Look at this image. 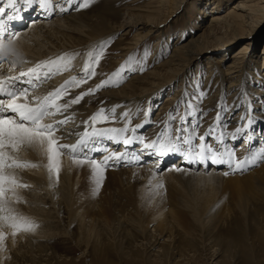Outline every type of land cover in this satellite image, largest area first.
Instances as JSON below:
<instances>
[{"label": "rangeland", "instance_id": "obj_1", "mask_svg": "<svg viewBox=\"0 0 264 264\" xmlns=\"http://www.w3.org/2000/svg\"><path fill=\"white\" fill-rule=\"evenodd\" d=\"M113 1L115 0H95V3L88 8L71 10L60 15L62 17L72 12H88V16L93 18L95 13L110 6L108 10L112 11V16H109L111 22L124 26L122 30L108 31L106 40L111 38V42L101 64L96 68L97 76L88 83L73 88L71 96L66 97L67 99L95 88L113 72L118 71L120 66L127 67L130 56L133 58L131 62L133 70L127 72L119 86H111L108 89H121L128 82L134 81L131 76L136 72L145 76L150 71L160 70V64L171 57L174 45L179 41H187L207 24L210 15L214 13L211 10L212 2L216 0L185 1L178 9L171 11L157 23L148 25L155 27V30L143 38L136 36L135 32L138 29L134 27L125 34L129 30V27L125 26L138 20H147L138 13L143 9H156L160 1L118 0L111 5ZM233 2L235 0H221L224 5L223 10ZM58 13L59 11L55 17H60ZM156 43H158L157 50ZM243 43H236L231 47L224 66L220 68H227L226 62H229V57ZM60 48L72 49V47ZM84 54L85 50L77 54V58H83ZM206 60L204 57L200 62L193 61L185 66L184 70L178 71L169 83L163 79L159 80L164 83L162 88L149 100L140 102L141 106L133 117L132 124L133 127L144 125L138 130L140 135L145 137V141L153 140L162 131L173 109L179 108V112L174 113L179 118L185 111L183 101L192 98L201 89L206 91L207 95L202 103L196 101L205 112L199 134H203L209 125L214 123L218 102L226 103L229 109L226 114L222 113L229 121L225 134L232 130L231 120L245 106L243 104L246 98L243 97L240 103H236L240 99L232 96L235 90L232 92L229 89L231 79L227 78L222 82L223 87H221L219 79L215 80V76H208L209 71L207 67L205 69ZM198 62L201 69H204L202 73L197 70ZM221 88L223 93L220 92ZM103 90L85 97V100L91 99L92 102L83 100L75 106H86L87 110L94 108V113L97 112L103 106L104 100L109 97V94L104 93ZM136 95H132L131 98ZM169 95L173 96V100H166ZM121 97L122 95L116 96L119 101L125 99ZM252 101L260 105L256 106V104L247 115L253 116L260 112V118L264 120V101L259 98H254ZM149 108L153 114L150 118H146L145 112ZM115 122L106 124L114 125ZM175 126L174 124L173 128ZM256 129L257 127L255 131ZM218 132L219 128L216 134ZM257 137L261 136L258 134ZM244 138L234 143L228 142V147H235L236 152V148L242 144ZM259 141V139L255 141L253 152L257 150ZM236 156L241 158L237 152ZM17 161L37 165V167L20 168L23 171L29 168H42L46 164L41 159ZM263 164L264 162L252 169H259ZM167 168L168 165L157 172L158 175L161 174L160 177L141 172L131 176L127 173H112L106 170L103 186L98 194H93L95 183L92 178V166L72 167L65 180L67 188L65 187L64 192L67 191V197L63 196L60 204L51 202L50 196H46L47 190L40 191L41 193L38 190L36 193L44 197L45 204L42 207L46 209V215L40 217L34 214L33 209L27 210L28 212L19 211V217H27L38 223L41 229L45 228L46 232L43 230L42 233L44 236L40 234L38 237L36 232L18 231L22 235L31 236L34 245L21 250L17 242L16 249L3 250L5 253L3 259H6L3 263L264 264V176L257 180L256 177L249 176L247 170L235 173L246 175L241 181L226 178L203 179L189 174H173L168 172ZM161 182L163 187L157 188ZM22 190L36 191L19 188L17 189L19 197ZM193 196L201 198V206L206 210L203 215H199V218L195 217L191 209L185 207L186 202H191ZM21 201L20 199L19 202ZM28 202L30 203L27 204L28 206L35 204L31 199ZM22 237L26 238L24 235Z\"/></svg>", "mask_w": 264, "mask_h": 264}, {"label": "bare ground", "instance_id": "obj_2", "mask_svg": "<svg viewBox=\"0 0 264 264\" xmlns=\"http://www.w3.org/2000/svg\"><path fill=\"white\" fill-rule=\"evenodd\" d=\"M116 1L118 0L111 2V5H114L113 3ZM159 1L160 3L156 9H143V11L140 12L141 14L138 13V15L143 16L147 20H138L135 23L127 24L125 27H129V30H127L125 34H128L134 27L135 29H138L135 32L136 36L139 35V37L142 38L147 37L152 30H155V27L148 25L157 23L164 16L171 13V11L178 9L187 0ZM5 2L6 0H0V5ZM59 3L64 5V0H59ZM212 3L211 10H213L214 13L210 15V19L207 21V24H205V26H203L197 34L189 37L187 41H179L176 45H174L172 54L170 55L171 57L160 64V70L150 71L145 76H141L136 72L131 76L134 81L128 82L118 90L108 89V87L104 88L103 92L109 94V97L108 99L106 98L107 100H104L102 107L109 110L113 107L116 109V122L113 126L109 127L120 128L127 124L129 130H131L133 127V117L136 116L138 112L137 110L141 106L140 102L149 100L150 97L154 96V94L162 88L161 86L164 83L159 80L163 79L166 83H169L178 71L180 72L184 70L185 66L187 67L193 61L200 62V59L204 57L207 59L205 61L207 64L205 69L207 67V71H209L208 76H215V80L219 79L221 87H223L222 82H225L227 78H230L231 81L229 89L232 90V92L235 90L232 96H236L237 99H240L239 101L237 100L236 103H240L243 100V97L246 98L244 101L245 104H243L245 106H243L237 116L231 120L232 123L230 124V128H232V130L239 124L244 123L242 118L245 117L246 110L247 113L251 112L256 104V106L260 105L259 103L255 104V102L252 101L254 98H259L261 101H264V0H235V2L230 4V6L225 10H223L224 5H222L221 0H216ZM108 8L111 7L108 6L101 12L95 13L93 18L88 16V12H72L71 14H67L62 17L60 15L64 13L59 12L58 15L60 17H55V15H57L56 11L53 15L48 16L38 10V8L22 12V20L8 22L7 25L8 33H15L19 38L12 41H8L7 39L4 40L5 44H8L9 47L16 49L18 55L10 57L4 62H0V76L15 75V73L22 71V68L26 71L29 67H33L39 61L56 58L61 54H68L70 56H75V59L72 60L70 70L55 75L53 77L55 80L51 81L52 84L51 82H48V84L46 82L43 83L31 93V96L42 97L49 91L59 87L66 80H70L72 77H77L79 79L80 73L83 72L84 64L88 60L87 53L106 40L108 37V31L113 29H124L122 24L116 25L111 22V18H109V16H112V11L108 10ZM240 42L244 43L240 44L229 57V62H226L227 68H220L222 65L224 66V61L227 60L226 57L230 52L231 47ZM60 47H72V49L66 50L61 49ZM157 47L158 43H156V50ZM84 50L85 54L83 55V58H77V54H80V52L82 53ZM13 61L15 62L14 69H12ZM199 62L197 64V70H200V73H202L204 69H201ZM181 66L183 67L181 68ZM254 68L255 71H253ZM220 92L223 93L222 88L220 89ZM134 94L137 95L132 99L131 97ZM120 95L125 97V99L123 98L119 101L116 96ZM172 95L167 96L166 100H173ZM126 97L128 98L126 99ZM67 98L65 97L64 100L60 101V103H64ZM29 99H31V97ZM85 101L89 103L92 102L91 99L87 100V98ZM216 107L218 108V105ZM243 110L245 111L244 113ZM94 111V108L87 110L86 106L77 107L73 105L68 108L67 112L58 114L54 117V119L71 117L69 122L59 132H57V136L62 137L60 143H76L78 139L76 134L83 132L84 121L89 120V118L94 114ZM126 111L129 113V117H131V119L120 121V115ZM109 115H111V113H109ZM260 115V112L254 114L253 116L252 114H249V116L255 118V123L249 129L250 132L254 133V137L249 142V137L245 136L242 144H239L240 146L236 148V152L240 154L241 158L247 155L249 150L252 151V147L255 145L256 140H260V143H257V150L264 146V120L260 118ZM255 127H257L256 131ZM89 130H91L90 126ZM258 134L261 137L258 138ZM132 135L133 133L128 136ZM137 135L140 134L137 132ZM151 141L152 140H149V142ZM100 147L106 148V152L94 153L98 159H102L103 155L110 154L113 150L119 152L127 151L130 154L133 152L140 154V151L142 150L141 144H132L130 148H125L121 144H114L108 140H102L100 142ZM10 154L14 155L17 160L29 161L31 159H41L46 163L42 168H29L24 171L20 170V168L8 170L16 176L20 183L28 185L30 190H36L35 192L23 190V192H20V199L22 201L14 202L11 205L13 214L19 217L20 210L27 211L33 209L34 214L44 217L46 215V209L44 210L42 207L45 204L44 197H40L39 193L36 192L38 190L39 192L47 190L46 196H50L51 202H59L60 204L63 200V196L64 198L67 197V191L64 192L65 187L67 188L65 180L69 175L71 168H75V166L79 165L74 163L73 158L69 155H62L59 158V181L57 183L55 174H53L52 180L49 179V173L47 170L48 160L45 151L39 148L21 147L18 151ZM140 156L141 159L138 164L133 163L130 165L125 164L123 166L109 167L107 170L112 173H127L131 176L137 172H141L147 175H157L160 177L161 174L158 175L157 172L168 165L169 168H167V171L170 173L177 175L189 174L203 179L215 178L220 180L226 178L233 181H241L244 180L241 178L246 176L238 174L225 176L224 172L229 170L225 167V165L201 166L198 163L188 164L180 155L152 157L153 155H150L149 151L145 150L144 154H140ZM161 159L164 160L161 161ZM83 165L87 166L90 165V163L86 162ZM113 168H117V170H114ZM176 168H182L184 171L173 170ZM252 168L248 170L249 176L256 177L257 180H260L262 176H264V164L261 165L259 169ZM52 184L55 186H50ZM9 195L11 194L9 193ZM30 199L35 201V204L32 202L34 204L33 206L32 204L30 206L27 205L30 204L28 202ZM201 202L202 201L199 196H193L191 202H186L185 207L191 209L195 217L199 218L206 212V210L202 208ZM38 204L39 206H37ZM0 215L4 214L0 213ZM44 229H41L40 226L37 227L35 232L38 237L40 234L41 236H44L42 235L44 231L46 232ZM0 231L4 232L6 236L3 246L0 247V264H4L3 262L6 260L3 259L5 255L4 251L15 248L17 242H19V248L21 250L30 245L31 247L34 245L30 239L31 236L23 234L26 236V238H23V235L18 232L15 236H13L12 233L15 230L6 226L3 221H0Z\"/></svg>", "mask_w": 264, "mask_h": 264}, {"label": "snow or ice", "instance_id": "obj_3", "mask_svg": "<svg viewBox=\"0 0 264 264\" xmlns=\"http://www.w3.org/2000/svg\"><path fill=\"white\" fill-rule=\"evenodd\" d=\"M93 3L95 0H64V5H66L64 6L59 3V0H6L0 5V62L18 55L16 49L9 47L4 43V40L12 41L19 38L15 33H8L7 25L8 22L22 20V12L38 8L45 15L51 16L56 11L66 13L71 10H82L90 7ZM110 42L111 38L101 42L87 53L88 60L84 64L79 79L72 77L42 97L31 96V93L55 75L70 70L75 56L61 54L56 58L39 61L26 71H20L18 75L0 76V213L4 214L0 215V221L16 230L13 231V236L18 231L35 232L39 226L27 217H18L13 214L11 208L14 202L20 201L17 189L29 186L20 183L16 176L8 170L37 167L35 164L18 162L15 156L10 154L18 151L21 147L39 148L45 151L49 179L52 180L53 174H55L57 183L59 180V158L62 155H69L73 158L74 163L80 166L86 162L90 163L95 183L93 194L99 193L103 186L104 173L109 167L138 164L141 159L138 153L130 154L127 151L116 150L103 155L102 159H98L94 153L106 152V148L100 147L102 140L121 144L125 148H130L132 144H141V151L147 150L150 155L157 157L180 155L188 164L225 165L229 169L224 172L225 176L247 171L264 162V146L255 152L249 150L248 154L242 158L236 156L235 147H228V142L234 143L245 136L249 137L250 142L254 137V133L249 129L255 123V118L247 115V110L246 116L242 118L244 123L239 124L226 135L225 130L229 121L222 113L226 114L229 109L226 103L218 102L214 123L209 125L203 134H199L205 112L196 101L202 103L207 95V92L202 89L192 98L183 101L185 111L179 118L174 114L179 112V108H175L173 112L169 113L168 122L151 142H145L142 135L136 134L139 128L144 127L143 124L136 125L131 129L132 136L126 135L130 131L127 124L120 128L98 127L99 124L114 123L117 119L115 107L110 110L101 107L89 120L84 121V130L82 133L76 134L78 136L76 143H60L62 137L57 136V132L69 122L71 117L64 119H54V117L67 112L69 107L80 104L88 95H94L106 87L119 86L127 72L133 70L131 64L133 58L130 56L127 67L120 66L118 71L113 72L95 88L81 92L64 103H60L65 97L71 96L73 88L80 87L97 76L96 68L101 64ZM14 68L15 62L13 61L12 69ZM30 97L31 99H29ZM152 114L151 108L145 112L146 118H150ZM119 119L124 121L130 120L131 117L126 111L120 115ZM174 124L176 126L173 128ZM89 126L91 130H89ZM217 128L220 130L218 135L216 134ZM214 143L216 147H213ZM173 170L184 171L182 168ZM50 186L54 187L55 185ZM162 187V182L157 185V188ZM5 239L4 232L0 231V247L3 246Z\"/></svg>", "mask_w": 264, "mask_h": 264}]
</instances>
